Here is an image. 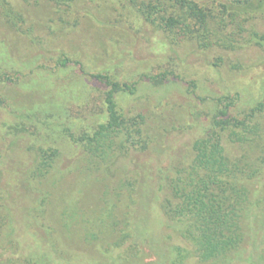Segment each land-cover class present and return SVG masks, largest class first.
Returning <instances> with one entry per match:
<instances>
[{
	"label": "trees",
	"instance_id": "obj_1",
	"mask_svg": "<svg viewBox=\"0 0 264 264\" xmlns=\"http://www.w3.org/2000/svg\"><path fill=\"white\" fill-rule=\"evenodd\" d=\"M110 12L116 17H110ZM259 15L264 17V0H0V21L4 22L0 31L13 29L20 39L27 40L34 51L30 58L46 51V55L54 54L52 58L63 67L81 64L78 57L63 49L52 53L53 49L45 48L47 40L67 38L85 19L109 30L129 27L136 17L160 31L163 42L171 48L188 46L211 52L255 45L264 49V34L254 23ZM11 41L17 43V39ZM13 50L14 46L11 54ZM215 60L214 66L223 63L221 56ZM230 69L240 71L243 67L234 64ZM168 75L162 73L152 79H167ZM92 77L108 87L104 101L107 122L74 142L86 163L84 185H103L107 206L103 218H108L115 231L121 226L106 253L123 250L117 260L127 261L137 257L145 246L156 257L154 264H185L192 256L201 263L232 264L242 261L248 255L246 245H252L248 264H264V239L261 246L256 245L259 232L264 230V190L258 189L264 183V99L237 117L232 114L237 95L200 98L201 102L213 101L214 113L202 116L203 110L197 112L204 117H200L203 122L198 136L159 171L156 181L151 167L135 163L134 153L160 154V144L169 134L193 127H168L165 123L160 127L148 122L141 112L124 113L118 108L116 96L133 94L136 87L113 80L107 72ZM189 87V94H193L196 83L191 82ZM165 117L164 112L161 118ZM22 123L36 125L29 119ZM26 150L15 143L0 146V264H68L70 256L59 251L52 236L57 229L35 220L44 217L50 194L38 188L50 183L61 153L50 146ZM138 167L142 173L136 171ZM60 171L54 174L56 185L62 176ZM39 192L40 199L36 195ZM125 196L128 210L118 215L116 209ZM154 202H158L164 225L188 241L192 252L167 244L169 237L152 234L147 223ZM73 206L58 213L66 237ZM96 223L103 224L104 220ZM89 232L92 239L97 237L88 227L85 234ZM90 241L87 247L97 246Z\"/></svg>",
	"mask_w": 264,
	"mask_h": 264
},
{
	"label": "rangeland",
	"instance_id": "obj_2",
	"mask_svg": "<svg viewBox=\"0 0 264 264\" xmlns=\"http://www.w3.org/2000/svg\"><path fill=\"white\" fill-rule=\"evenodd\" d=\"M110 17L115 18L116 13L110 12ZM254 23L264 34V17L257 16ZM4 29L0 31V146L15 143L25 150L31 146H50L61 153L50 183L38 188L50 194L44 217H36L35 220L45 227L57 229L52 236L57 240L59 251L70 256L68 264H154L156 257L145 246L141 247L137 257L127 261L117 260L123 250L105 251L111 248L113 236L121 226L115 231L108 218H103L107 207L103 201V185L100 182L84 185L86 163L74 142L84 135L93 134L100 124L107 122L104 101L108 87L92 76L107 72L113 80L136 87L133 94L123 92L116 96L122 112H141L148 122H155L160 127L164 123L168 127H193L186 132L169 134L160 144V154L134 153L135 163L151 167L156 179L159 171L170 164L178 151L188 148L198 136L204 117L197 112L203 110L202 116L205 112L214 113L213 101L201 102L200 98L237 95V107L232 113L237 117H242L245 110L264 99V49L256 45L235 51L214 49L211 52L188 46L171 48L163 42L160 31L152 30L139 18L135 17L134 24L129 27L123 25L109 30L93 26L85 19L67 38L47 40L45 48L53 51L63 49L78 57L76 59L81 64L71 63L62 67L58 65V59L52 58L54 54L46 55V51L34 59L30 58L34 52L31 44L20 39L13 29ZM12 39H17V43L14 44ZM12 46L15 48L13 54L10 52ZM219 56L223 63L214 66ZM234 64H240L243 69L231 71ZM162 73H168V78L152 79V76ZM191 82L197 86L193 94H189ZM164 112L165 119L161 118ZM27 119L36 125H23L22 121ZM131 168L134 169L133 164ZM59 171L62 176L56 185L54 174ZM136 171L140 173L142 169L138 167ZM258 189L264 190V183L259 184ZM36 195L40 199L42 194ZM120 203L116 209L118 215L128 210L126 196L121 197ZM71 204L75 209L67 220L70 233L67 232L66 237L65 230L60 228L58 213ZM158 207V202H154L149 212L147 226L152 234L169 237L167 244L192 252L193 246L188 241L164 225ZM102 219L103 224L96 223ZM88 227L97 233V237L92 239L90 232L85 234ZM263 239L264 230L259 232L256 245L259 243L261 246ZM88 240L97 246L90 249ZM252 250V245H246L248 255L232 264H248L247 258ZM185 264L210 263H201L192 256Z\"/></svg>",
	"mask_w": 264,
	"mask_h": 264
}]
</instances>
